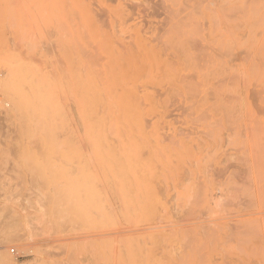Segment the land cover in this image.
<instances>
[{"label":"rangeland","instance_id":"374dc122","mask_svg":"<svg viewBox=\"0 0 264 264\" xmlns=\"http://www.w3.org/2000/svg\"><path fill=\"white\" fill-rule=\"evenodd\" d=\"M1 254L264 264V0H0Z\"/></svg>","mask_w":264,"mask_h":264},{"label":"bare ground","instance_id":"6f19581e","mask_svg":"<svg viewBox=\"0 0 264 264\" xmlns=\"http://www.w3.org/2000/svg\"><path fill=\"white\" fill-rule=\"evenodd\" d=\"M3 254V253H2ZM1 254V255H2ZM0 261H2L4 264H13V259L10 258L8 255H2Z\"/></svg>","mask_w":264,"mask_h":264},{"label":"built area","instance_id":"2783aa9c","mask_svg":"<svg viewBox=\"0 0 264 264\" xmlns=\"http://www.w3.org/2000/svg\"><path fill=\"white\" fill-rule=\"evenodd\" d=\"M12 252H14V249L12 250Z\"/></svg>","mask_w":264,"mask_h":264}]
</instances>
